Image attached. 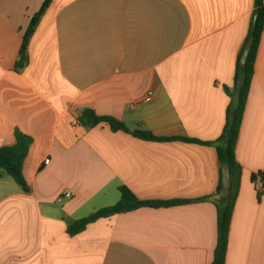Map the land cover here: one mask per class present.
<instances>
[{
  "label": "crops",
  "instance_id": "0c3cea01",
  "mask_svg": "<svg viewBox=\"0 0 264 264\" xmlns=\"http://www.w3.org/2000/svg\"><path fill=\"white\" fill-rule=\"evenodd\" d=\"M45 0H0V148L34 144L31 187L0 177V264H212L226 197L216 146L227 124L255 0H54L16 72ZM152 100L147 102V96ZM86 109L108 124L78 125ZM189 139L197 142H189ZM243 168L226 264H264V33L237 147ZM189 201L68 226L117 205ZM65 192L72 198L59 201Z\"/></svg>",
  "mask_w": 264,
  "mask_h": 264
},
{
  "label": "trees",
  "instance_id": "16d2710c",
  "mask_svg": "<svg viewBox=\"0 0 264 264\" xmlns=\"http://www.w3.org/2000/svg\"><path fill=\"white\" fill-rule=\"evenodd\" d=\"M53 1L54 0H45V3L40 12L32 18L29 29L24 36L20 58L17 61L15 67L16 72L22 73L29 66L28 48L30 41ZM256 14H258L259 17L257 20L256 30L254 31V19ZM263 33L264 0H255V12L251 29L237 63L235 85L233 89L227 90L229 96L232 98V103L228 110L227 124L221 138L217 142L209 144L216 146L221 167L225 164H229L231 166L232 179V187L229 191L224 190L223 182H221V185L219 187V193L225 195L226 203L224 206H217L218 242L212 264H226L227 261L231 225L236 203L239 197L243 175V168L237 158V147L244 122L247 104L249 101L251 86L255 76V65L258 58ZM251 38H254L255 40L254 46L246 67H242V55L245 46ZM79 123L81 126L85 127L88 130L97 128L102 124H108L114 132H125L147 141H166L165 139L155 137L150 132H132L120 121L111 117L99 116L94 110L91 109H86L81 112L79 116ZM15 139L16 142L14 145L0 148V177L4 175L11 177L21 188L23 193L30 194L31 187L24 175V165L29 156L31 147L34 144V139L31 136H28L25 133L21 132L20 130L16 131ZM183 140L189 142H197L189 139ZM258 179H264V173L253 176L252 178L254 182H256ZM120 191L122 194V198L117 205L99 210L98 212L85 219L70 224L68 226V234L71 237H75L85 232L90 225L98 222L101 219H107L116 215L130 213L142 208L157 209L189 203V201H143L139 199L128 188L123 187L120 189Z\"/></svg>",
  "mask_w": 264,
  "mask_h": 264
},
{
  "label": "water",
  "instance_id": "95a60500",
  "mask_svg": "<svg viewBox=\"0 0 264 264\" xmlns=\"http://www.w3.org/2000/svg\"><path fill=\"white\" fill-rule=\"evenodd\" d=\"M259 15L256 14L255 19H254V31L256 30L257 27V20H258ZM254 38H251L247 45L245 46L243 55H242V60H241V66L246 67L250 54L252 52L253 46H254ZM222 171H223V186L225 191H229L232 187V179H231V166L229 164H225L222 166Z\"/></svg>",
  "mask_w": 264,
  "mask_h": 264
},
{
  "label": "built area",
  "instance_id": "2783aa9c",
  "mask_svg": "<svg viewBox=\"0 0 264 264\" xmlns=\"http://www.w3.org/2000/svg\"><path fill=\"white\" fill-rule=\"evenodd\" d=\"M146 100H147V102H150L152 100V94H149L147 96ZM74 124H75V126L80 125V123L78 121H76ZM259 189L261 191H264V179H261V181L259 183ZM70 198H72V194L65 192L63 195H61L59 197V201L62 202L64 199H70Z\"/></svg>",
  "mask_w": 264,
  "mask_h": 264
}]
</instances>
